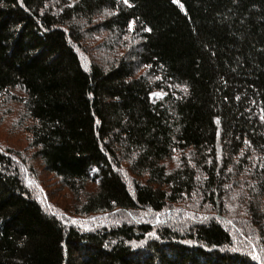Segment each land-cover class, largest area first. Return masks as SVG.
Listing matches in <instances>:
<instances>
[{
  "label": "trees",
  "instance_id": "16d2710c",
  "mask_svg": "<svg viewBox=\"0 0 264 264\" xmlns=\"http://www.w3.org/2000/svg\"><path fill=\"white\" fill-rule=\"evenodd\" d=\"M13 90L77 214L155 217L74 226L0 149V264H264V0H0Z\"/></svg>",
  "mask_w": 264,
  "mask_h": 264
},
{
  "label": "rangeland",
  "instance_id": "374dc122",
  "mask_svg": "<svg viewBox=\"0 0 264 264\" xmlns=\"http://www.w3.org/2000/svg\"><path fill=\"white\" fill-rule=\"evenodd\" d=\"M91 36V41L84 43L83 47L87 51L90 50L93 56L101 58L99 62H109L112 60L113 56H115V53L122 51V48L116 46L115 36L111 33L101 32ZM102 38H105L104 43H102ZM92 45L94 46L93 49L91 47ZM111 46L114 47L112 50L110 49ZM154 93L157 95H153ZM18 96L19 93L13 90L11 94L0 97V149H9L11 152L24 159L22 168H24L25 171L28 169L32 175L38 177L37 180H41V182L37 181L35 189L37 194L43 197L45 205L49 207V209L54 212H60L66 220L70 219V221L74 223V226H82L86 229L105 225L109 222H116V220L122 219L123 216L139 221L147 219L152 220V218L155 217V214L147 211L132 212L131 216L125 213L123 215H117L116 217L113 215L83 217L80 216L81 214H77L79 210L77 204L80 202H78V198L80 199L81 194L79 195L71 192L62 184V181L57 176L43 169L40 161L35 155V149L30 146V135L26 126L28 122L19 103ZM163 96L164 94L161 91H154L152 93V98L155 99ZM175 160V157L168 160V165H175ZM81 197L83 196L81 195ZM184 209L185 207L181 205H175L173 210L181 214ZM243 245L245 246L244 243Z\"/></svg>",
  "mask_w": 264,
  "mask_h": 264
},
{
  "label": "snow or ice",
  "instance_id": "6c2138e0",
  "mask_svg": "<svg viewBox=\"0 0 264 264\" xmlns=\"http://www.w3.org/2000/svg\"><path fill=\"white\" fill-rule=\"evenodd\" d=\"M173 2H177V0H173ZM125 3H127V0H125ZM153 95H157V94H153ZM257 259H259V257H256Z\"/></svg>",
  "mask_w": 264,
  "mask_h": 264
},
{
  "label": "bare ground",
  "instance_id": "6f19581e",
  "mask_svg": "<svg viewBox=\"0 0 264 264\" xmlns=\"http://www.w3.org/2000/svg\"><path fill=\"white\" fill-rule=\"evenodd\" d=\"M82 198V197H81ZM183 205V204H182ZM123 210V209H122ZM182 210V209H181ZM139 212V211H138ZM130 214H131V212H130ZM145 217V216H144ZM64 224V223H63Z\"/></svg>",
  "mask_w": 264,
  "mask_h": 264
}]
</instances>
